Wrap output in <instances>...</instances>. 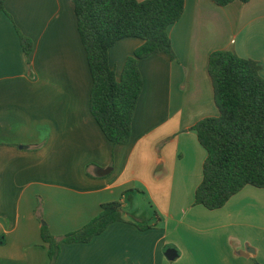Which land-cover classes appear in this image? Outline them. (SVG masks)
<instances>
[{
    "label": "crops",
    "instance_id": "crops-1",
    "mask_svg": "<svg viewBox=\"0 0 264 264\" xmlns=\"http://www.w3.org/2000/svg\"><path fill=\"white\" fill-rule=\"evenodd\" d=\"M21 35L34 44L29 59ZM169 36L176 60L159 54L140 62L144 87L132 137L115 146L90 112L93 82L74 0H7L0 14V264H50L44 226L63 238L118 201L124 222L88 244L62 245L57 264H264V189L248 186L217 211L194 205L207 152L193 130L219 115L213 53L255 60L264 78V0L227 7L186 0ZM142 45L125 39L110 50L118 80ZM140 195L153 210L148 224L131 219L139 214L128 203Z\"/></svg>",
    "mask_w": 264,
    "mask_h": 264
},
{
    "label": "trees",
    "instance_id": "trees-1",
    "mask_svg": "<svg viewBox=\"0 0 264 264\" xmlns=\"http://www.w3.org/2000/svg\"><path fill=\"white\" fill-rule=\"evenodd\" d=\"M218 7L252 0H211ZM7 0H0V14ZM186 0H74L78 31L84 46L92 91L90 112L106 139L126 145L144 82L140 62L159 54L176 60L169 36L171 26L184 15ZM139 39L143 45L128 58L118 80L110 65L109 52L120 41ZM29 59L33 42L21 35ZM262 65L231 51L210 56L209 75L214 90L217 117L198 122L193 130L207 152L203 181L196 191V206L209 211L223 209L244 188L264 189V78ZM121 201L104 204L100 214L81 230L63 238L47 226L42 240L50 264H57L62 245L88 244L113 224L124 222ZM148 230L149 226H138Z\"/></svg>",
    "mask_w": 264,
    "mask_h": 264
},
{
    "label": "rangeland",
    "instance_id": "rangeland-1",
    "mask_svg": "<svg viewBox=\"0 0 264 264\" xmlns=\"http://www.w3.org/2000/svg\"><path fill=\"white\" fill-rule=\"evenodd\" d=\"M137 199L138 200L132 199V201L128 203L129 205L131 204V206L133 205L139 214V217L134 215L131 217V219L140 222L142 224H148L151 221L150 219L152 217L151 215H153V210L148 204V201H146V199H144L143 196L140 195V198Z\"/></svg>",
    "mask_w": 264,
    "mask_h": 264
},
{
    "label": "water",
    "instance_id": "water-1",
    "mask_svg": "<svg viewBox=\"0 0 264 264\" xmlns=\"http://www.w3.org/2000/svg\"><path fill=\"white\" fill-rule=\"evenodd\" d=\"M166 257L168 258V260L174 261L178 257V254L176 253L175 250H169L166 253Z\"/></svg>",
    "mask_w": 264,
    "mask_h": 264
}]
</instances>
